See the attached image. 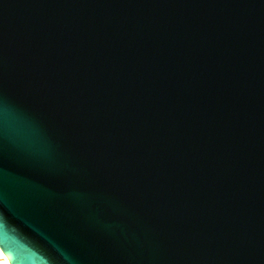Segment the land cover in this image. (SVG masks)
<instances>
[{
	"label": "water",
	"instance_id": "water-1",
	"mask_svg": "<svg viewBox=\"0 0 264 264\" xmlns=\"http://www.w3.org/2000/svg\"><path fill=\"white\" fill-rule=\"evenodd\" d=\"M10 264H264V0H0Z\"/></svg>",
	"mask_w": 264,
	"mask_h": 264
},
{
	"label": "bare ground",
	"instance_id": "bare-ground-1",
	"mask_svg": "<svg viewBox=\"0 0 264 264\" xmlns=\"http://www.w3.org/2000/svg\"><path fill=\"white\" fill-rule=\"evenodd\" d=\"M0 264H10L9 260L4 255L1 249H0Z\"/></svg>",
	"mask_w": 264,
	"mask_h": 264
}]
</instances>
